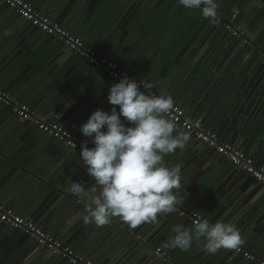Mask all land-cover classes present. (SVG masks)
Instances as JSON below:
<instances>
[{"label":"crops","instance_id":"0c3cea01","mask_svg":"<svg viewBox=\"0 0 264 264\" xmlns=\"http://www.w3.org/2000/svg\"><path fill=\"white\" fill-rule=\"evenodd\" d=\"M28 1L100 54L151 83L158 93L171 95L221 140L244 153L249 149L246 154L264 165V151L256 145L264 133V64L258 51L241 49L242 42L225 34L221 22L210 23L199 10L185 9L178 0H79L77 11L73 0H62L59 5V0ZM217 3L222 20L235 14L234 25L244 31L238 22L249 17L254 27L256 21L251 20L257 17V30H264V10L252 17L249 0ZM113 83L60 41L34 30L0 5V87L35 113L50 117L91 143L79 126L93 111L113 107L107 101ZM0 144L24 158L36 173L32 175L36 181L29 180L30 173L21 177L18 170L0 162V204L30 219L94 264H253L232 249L205 252L203 238L194 240L186 252L169 247L177 226L191 228L178 214H162L156 224L145 222L136 228L113 218L120 220L124 229L145 234L144 247L129 246L126 237L114 234L109 227L85 224L77 201L65 190L71 181L81 182L86 189L94 186L79 154L1 105ZM165 162L168 167L181 165L179 191L185 209L199 212L213 224L235 225L245 241L244 248L254 252L258 246L264 254V188L260 184L192 135L186 148L167 155ZM42 168L46 170L42 176L55 186L41 177ZM203 171L211 176H204ZM218 195L223 199L216 198ZM0 245L22 256L20 264H68L2 224ZM157 249L166 252L164 261L158 260Z\"/></svg>","mask_w":264,"mask_h":264},{"label":"clouds","instance_id":"9594fccd","mask_svg":"<svg viewBox=\"0 0 264 264\" xmlns=\"http://www.w3.org/2000/svg\"><path fill=\"white\" fill-rule=\"evenodd\" d=\"M188 10L215 23L217 0H178ZM146 80L124 75L108 88L110 111L97 109L79 126L82 141L79 157L87 175L95 182L86 189L71 181L65 189L72 196L88 201L82 219L85 224L104 226L119 217L130 227L170 214L184 202L179 191L181 165L168 167L165 157L183 151L190 133L168 118L175 102L171 95L152 94ZM143 89V90H141ZM66 107L70 105H65ZM118 106V108L116 107ZM168 246L188 251L194 240L203 238V250L215 254L220 249L238 250L245 243L240 230L231 223L193 222L192 228L177 226Z\"/></svg>","mask_w":264,"mask_h":264},{"label":"built area","instance_id":"2783aa9c","mask_svg":"<svg viewBox=\"0 0 264 264\" xmlns=\"http://www.w3.org/2000/svg\"><path fill=\"white\" fill-rule=\"evenodd\" d=\"M1 6H6L13 11L23 21L38 29L41 33L55 37L60 41L75 57L81 58L89 66L102 72L112 82H118L124 75L136 80L140 79L118 64L100 54L97 49L88 44L83 38L74 35L70 30L61 24L54 22L51 17L38 10L28 0H0ZM236 15L232 14L229 18L222 20L217 15V22H221L225 30L235 38H240L244 43L257 50L261 62L264 64V48L257 46L252 40L246 37L245 32L234 25ZM143 90V89H141ZM150 93L160 95L155 89L151 88ZM0 105L10 110L22 121L31 124L40 133L45 134L53 140L64 144L68 149L80 153L82 138L75 136L63 125L54 122L50 117L35 113L32 108L20 102L13 95L0 87ZM168 118L176 122L177 126L192 135L205 148L212 153L228 160L232 166L242 171L246 176L255 180L264 188V165L256 163L254 158L237 149L232 144L220 139L219 135L204 127L200 119L194 118L187 113L186 109L175 103L174 109L168 114ZM88 146L93 145L88 142ZM180 216L187 217L193 227V222L204 217L199 213L185 209L182 205L174 211ZM0 222L13 230H17L30 237L41 249L47 250L54 256L66 260L69 264H94L78 254L72 248L64 245L54 238L46 230L39 227L30 219L21 216L13 209L0 204ZM233 250V249H232ZM236 255L241 256L247 262L253 264H264V254H257L244 248L243 245L238 250H233ZM156 256L166 257V253L157 249Z\"/></svg>","mask_w":264,"mask_h":264},{"label":"water","instance_id":"95a60500","mask_svg":"<svg viewBox=\"0 0 264 264\" xmlns=\"http://www.w3.org/2000/svg\"><path fill=\"white\" fill-rule=\"evenodd\" d=\"M56 1H58V0H56ZM62 0H59L58 1V4L57 5H59V3L61 2ZM74 2H75V5H76V11L79 9V7L81 6V2L79 1V0H73ZM251 3H252V11H251V16L252 17H254V16H256V15H259V13H261V11L262 10H264V0H249ZM3 8H6V9H8L6 6H3ZM244 17V16H243ZM251 21H256L257 22V17H254ZM250 22V18L249 17H246V18H244L243 20H242V22L240 21V22H238V24H237V26H241L243 29H244V32H245V34H246V37H248L250 40H252L257 46H260V47H262V48H264V30L263 31H258L257 30V23L255 22V25H254V27H253V25L251 24V23H249ZM215 23H217V21L215 22ZM25 24H29V23H27V22H25ZM218 24H220V26L223 28V30L225 31V34H227V35H229V37L230 38H232V40H235V41H240V42H242V45H240L241 47V49H244V48H252L251 46H249L248 44H246V43H244V41L243 40H241L240 38H235V37H232L226 30H225V27L223 26V24L222 23H218ZM30 25V24H29ZM31 26V25H30ZM32 28H34V27H32ZM34 30H38V29H36V28H34ZM38 32H40L39 30H38ZM43 34V33H42ZM45 36H47V35H45ZM47 37H49V38H52V39H56L55 37H52V36H47ZM57 40V39H56ZM58 41V40H57ZM89 44V43H88ZM246 46V47H245ZM253 49V48H252ZM256 52H257V50H255ZM258 56H259V53H258ZM259 58H260V56H259ZM89 66V65H88ZM249 78H248V83H249ZM26 81H24V83H25ZM23 83V84H24ZM23 84H22V86H23ZM248 85V84H247ZM242 87H246L245 85H243ZM23 90H24V87L22 88ZM23 90H22V92H23ZM190 90V88H188V90L187 91H189ZM25 91V90H24ZM37 102V100H35V101H33V102H31L32 104H35ZM2 106V105H1ZM5 108V107H4ZM6 109V111H8V109L7 108H5ZM104 111H110V109L108 110V108H106ZM16 116V115H15ZM17 117V116H16ZM18 118V117H17ZM195 118V117H194ZM19 120H21L20 118H18ZM198 119V118H197ZM29 124V123H28ZM71 129V128H70ZM72 129H74V128H72ZM264 135V133H262L260 136H259V138H258V140H257V142H256V145L258 146V148L261 146L262 147V151H264V141L262 140V138L264 137L263 136ZM194 138V137H193ZM243 150H244V148H243ZM245 151V153L246 152H248L249 151V149L248 150H244ZM262 157H264V154L262 155ZM19 159V160H18ZM24 158H22V157H17L16 155H14V152H12V151H10L7 147H6V145H2V144H0V162H2L3 161V165H6L7 167L8 166H10L11 167V169H16V170H18V173L20 174V176L21 177H23V176H27L29 173H30V175L29 176H27L26 178L27 179H29V180H34V181H36L35 179H34V177L32 176V175H34L35 176V172L34 171H32V170H30V166H27L26 165V162L23 160ZM168 161V160H167ZM230 163V162H229ZM257 163V162H256ZM261 164H263V162H260ZM12 166H14V167H16V168H13ZM19 167V168H18ZM242 172V171H241ZM243 173V172H242ZM46 174V170H45V168H42L41 169V177L46 181V182H48L50 185H52V186H55L56 184L54 183V182H51V180L48 178L47 179V177H45V176H42V175H45ZM204 176H207V175H209V176H211V173L209 172V171H203V173H202ZM244 174V173H243ZM245 175V174H244ZM254 182H256L255 180H254ZM71 198L72 199H74V201H77L76 203H78L77 205H76V207L78 208V209H80L83 213H84V209L88 206V204H85L81 199H78L77 197H72L71 196ZM216 198H218L219 200L220 199H223L222 197H220L219 195L216 197ZM203 208V207H202ZM200 209V208H199ZM173 214H178V213H176V212H172ZM179 215V214H178ZM180 216V215H179ZM183 217V216H182ZM183 218H185L186 220H188L189 221V225H190V227L192 228V225H191V222H190V220L187 218V217H183ZM112 221H113V225L111 224L112 223ZM112 221L109 223V224H107V225H104V226H101V228H105V227H109L110 228V230L112 229L113 231H111V232H113L114 234H116V235H123L124 237H126V239H128L129 241H130V243H129V246L131 245V244H136L137 246L139 245H143V243L144 242H147L146 241V238H144L145 237V234H143V233H140V236L138 235V232H136L135 230H131V229H127V227H126V229H124L123 228V224H122V222L120 221V220H114V219H112ZM117 221H119V223H116ZM116 223V224H115ZM0 224H2V225H5V224H3V223H1L0 222ZM5 226H7V225H5ZM96 226V225H95ZM96 227H98V226H96ZM17 231V230H16ZM250 231H255V230H253V228H250ZM131 233V236L129 235ZM25 235V234H24ZM144 237H143V236ZM25 236H27V235H25ZM28 237V236H27ZM138 237H139V239H138ZM28 238H30V237H28ZM140 238H141V240H140ZM136 239V240H135ZM248 240V239H247ZM249 241V240H248ZM142 242V243H141ZM249 243H250V241H249ZM255 244H258L257 243V241L256 242H254ZM142 247H144V246H142ZM263 250L262 249H260V247H258L257 246V248H256V250H254V252L255 253H259V254H262L263 252H262ZM164 253H166V252H164ZM21 257L22 256H19V255H17V253L16 252H14V250L13 249H11V248H9V247H4L3 245H0V264H7V262L9 261V260H12L11 262H10V264H20L21 263ZM57 257V256H56ZM238 257L239 258H242L241 256H239L238 255ZM57 258H59V259H61L60 257H57ZM158 258V260L159 261H164L165 259H166V257H157ZM63 262H67L66 260H64V259H61ZM68 263V262H67ZM167 262H165L164 264H166ZM69 264V263H68ZM168 264V263H167Z\"/></svg>","mask_w":264,"mask_h":264}]
</instances>
